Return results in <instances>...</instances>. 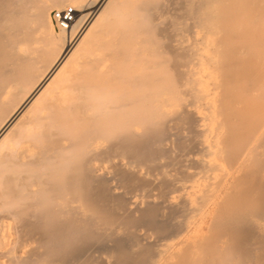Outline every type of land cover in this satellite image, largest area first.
<instances>
[{
	"label": "bare ground",
	"instance_id": "obj_1",
	"mask_svg": "<svg viewBox=\"0 0 264 264\" xmlns=\"http://www.w3.org/2000/svg\"><path fill=\"white\" fill-rule=\"evenodd\" d=\"M97 247L264 264V0H0V264Z\"/></svg>",
	"mask_w": 264,
	"mask_h": 264
},
{
	"label": "rangeland",
	"instance_id": "obj_2",
	"mask_svg": "<svg viewBox=\"0 0 264 264\" xmlns=\"http://www.w3.org/2000/svg\"><path fill=\"white\" fill-rule=\"evenodd\" d=\"M85 11H83L82 12V14H85L84 13ZM55 30H56V32H60V30L59 29H57L56 27H55ZM66 65H68V66H66V70H69V68H67V67H71V64H66ZM79 73H81V71L80 70H78V73L77 72H75V73H73V75H71L70 77L72 78L71 80L72 81H74L76 78V82H81L82 81V79L81 78H83L82 77V73L81 74H79ZM74 74H76V75H79V76H77L76 78H75V76L76 75H74ZM81 76V77H80ZM78 78H80V80L78 79ZM78 80V81H77ZM201 139H199V140H197V141H195V142H193V147H192V151H193V153H190V155H187V156H185V157H183V164L184 165H186V166H190L191 164H192V155L195 153V152H198V150L202 147V143H201V141H200ZM197 154V153H196ZM193 155L194 157H196L197 155ZM165 162L166 163H168L169 161L168 160H165ZM193 166H196V165H193ZM169 168H171V167H169ZM197 169V168H196ZM196 169H191L190 170V172H193L194 170H196ZM236 173V172H235ZM233 177H235V174L233 175ZM136 199H138V200H140V199H142L143 198V194H145L144 192H141V191H137L136 193ZM182 194V192H176L175 193V195L176 196H180ZM101 249L102 248H100V247H97V248H94L93 250H92V252L89 254L92 258H93V260H95L96 262H99L100 261V263H102V264H106L105 263V261H104V259L102 258L103 257V255H102V253H101Z\"/></svg>",
	"mask_w": 264,
	"mask_h": 264
},
{
	"label": "built area",
	"instance_id": "obj_3",
	"mask_svg": "<svg viewBox=\"0 0 264 264\" xmlns=\"http://www.w3.org/2000/svg\"><path fill=\"white\" fill-rule=\"evenodd\" d=\"M52 19L57 29L69 30L77 19V10L71 6L52 11Z\"/></svg>",
	"mask_w": 264,
	"mask_h": 264
}]
</instances>
